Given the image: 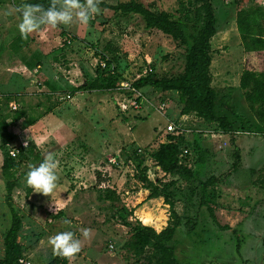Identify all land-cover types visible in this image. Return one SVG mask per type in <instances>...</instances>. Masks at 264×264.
Returning <instances> with one entry per match:
<instances>
[{
  "label": "rangeland",
  "instance_id": "374dc122",
  "mask_svg": "<svg viewBox=\"0 0 264 264\" xmlns=\"http://www.w3.org/2000/svg\"><path fill=\"white\" fill-rule=\"evenodd\" d=\"M102 1L108 4H115L126 0ZM140 1L145 5L152 4L154 9L173 13L176 12L178 7V0ZM212 1L216 14V34L211 39L213 52L210 72L212 74V85L218 93L216 113L218 115H226L235 129L257 132L260 125L257 124L248 109L238 83L241 71L244 68L245 54L241 45L240 34L237 31L235 18L239 9H250L256 4H264V0ZM4 2L7 6L10 5V9L12 7L14 9H11L14 12L10 15H15L19 14L15 11L19 7V0H15L16 7L12 5V0H2L0 2V43L7 44L12 41L11 37L18 32V29H15L12 24L3 25L2 16L6 14H3L2 10L4 9L2 8L4 7L1 6ZM100 9L101 11L87 25L74 24L68 28L61 25L56 28L49 27L46 32L43 31L44 39H41V41L46 42L44 47L50 51L49 58L51 59L42 57L40 59L41 68H43L42 73L46 76L45 78L56 84L54 91L73 94L79 83L95 78L102 52L115 65L116 74L123 76L124 81L128 83L134 80L143 68H152V73L156 75H171L182 69L183 60L180 55L182 49L169 36L155 29H145L141 18L136 14L121 15L109 8L100 7ZM62 32L65 33V36L66 34L75 33L78 39L76 41L71 39V44H64L62 39L65 37H62ZM37 42L39 43L40 41ZM38 43L32 42L30 46L33 45L36 48ZM10 48L14 51L12 47ZM53 54H56V56ZM8 56L7 51L2 52L0 61H3L6 66L11 64L12 66L9 67V71L1 69L2 72H11L14 75H19L21 71L15 70L13 63L8 64ZM52 56L54 57L52 58ZM113 57H115V60H112ZM261 62V68L264 69V59ZM253 64H255V61H253ZM44 65L46 66L44 67ZM41 68L36 67L38 70ZM36 73L33 70L25 72L20 78L23 77V81L29 84L32 74L34 75L32 78L37 79ZM14 75L8 78V75H1L0 71V83L8 86L3 87L0 85V94L12 92L11 85L7 81L9 79L15 81ZM33 86L34 88L31 87V90L41 87L37 86L36 82L33 83ZM142 92L145 94L143 103L137 111L128 110L125 113L119 111L118 102L127 96L120 90L103 94L94 91H81L73 101L58 102L55 106L53 101L50 102L49 105L53 106L52 108L61 107L60 110L55 111L51 115L50 119H35L36 112H39L37 114L39 116L44 108L36 111L33 108L23 109V115L15 116L16 119L12 127L9 128L11 132L13 130L16 134V138L9 142L13 148L20 146L19 137L23 141L28 142V139L32 138L33 140L34 136L38 137L36 129L38 131L46 129V133H44L47 136L46 140H52L54 146L42 149L40 156L43 158L44 154L53 153L56 161L60 162L58 167L63 172L64 177L71 178V180H79V183H71V188H74L75 191L67 207L72 212L70 218H68L72 223L64 227L65 231H72L75 237L81 239L83 243L81 252L74 258L72 264H138L136 257L125 246L130 235L128 227L124 226L123 222L126 220L135 223V220H138L143 224L139 219L138 213L140 209L147 207L153 211H165L164 215L167 216L165 222L167 223L169 217L168 205L163 201L161 202L160 198H147L148 190L142 188V183L135 175L141 172L143 168H146L144 171L152 181L157 179L168 181L174 178L172 175L164 176L160 172L158 173L155 165L149 160V154L158 146L159 140L165 141L166 135L169 134L166 131H162L155 135L156 129L165 128L168 120L174 121L175 114L170 113L169 115V112L166 111L161 114L156 111L155 107L159 103L160 93L151 91L149 88L142 89ZM101 95H105L103 101L99 100ZM165 95H162V97L166 99L168 97V99L170 98L174 101L171 103V109L174 111L178 105L176 97L172 94ZM146 99L153 106H150ZM131 100L132 98L129 97L127 101ZM9 108L8 103H1L0 116L2 114L7 116L9 112H13ZM99 112L104 114L103 118H99ZM10 116L14 115L10 114ZM66 117H68L67 120ZM34 119L36 122L39 120L38 123H34L32 121ZM58 119L72 125L75 133H71L74 129L57 127L54 122ZM174 122H177V120ZM85 125H90L91 132H93L91 136H87V138H91L90 144L101 145L105 147L106 151L87 163L88 167L79 169L80 173L76 177L73 171L74 167L70 164H81V161L84 160L80 154L81 150H83V132H80L81 129L79 127ZM213 126H209V132L221 130L220 132L223 133V136L217 137V139L211 137L210 142L213 145H209L214 148L212 156L215 157V160H211V163L214 165L226 162L231 164L233 162L232 153L234 149L229 147H232L231 138L233 136L228 131L221 128L217 129V127ZM188 137V142L198 139L196 132L190 133ZM239 138L245 141L243 166L246 163L251 164L253 167L261 165L264 162V135L249 133L239 136ZM138 148L142 150L139 153L140 156L144 157L141 163H139L138 155H135ZM189 148H194V146L189 145ZM5 149L8 150L9 146H5ZM193 151L195 152L194 149ZM1 157L2 149H0V163ZM111 159L115 163L109 161ZM37 164L38 162H35L32 165ZM23 169L25 167L20 168V170ZM210 172L212 171H203L202 176L201 174L199 176L205 179ZM4 181L5 175L0 167V257L3 255L2 234L9 225H7V222L4 223L5 218L9 220V211L4 200ZM176 185L182 189L185 186V182L178 179ZM25 186L24 177H21L19 185L15 186L12 191L13 203L18 212L23 211L26 205V198L29 197L25 194ZM192 202L193 204L188 205V215L191 216L193 224L191 225L192 230H188V226L180 225L174 235L176 243L175 253L181 264H211L212 262V264H215L216 259L220 260L222 264H255L258 262L256 259H260L262 254L260 250H264L262 242L258 245H252L251 248L243 247L241 244L238 251L236 249L237 239L233 240L232 243L228 241L226 243L213 241L211 235L212 220L206 206H199L195 196L192 198ZM229 202L233 205H242L236 191H234V195L232 199H229ZM246 202L245 206L257 207V204L252 200L250 202L246 200ZM174 206L178 213L183 212V204L181 202L176 201ZM258 208L264 211V203L258 204ZM36 218L40 222H44L41 229L32 230L33 234L31 236H34V239L26 240L25 238V241H29L30 245L32 241H34L32 244H35V238L38 241L44 234L52 235L55 231L53 223L56 222L47 223V216L42 214V212L37 214ZM262 223V228H264V218ZM162 226L159 229L153 228L156 231H160L164 227ZM82 228H90L92 230L91 239L85 240L82 237ZM27 231L25 229V232ZM60 232H63V230H60ZM109 244H113L114 248L112 250L108 247ZM51 249L50 246L49 250L42 251L41 255L30 259V263L46 264L54 257Z\"/></svg>",
  "mask_w": 264,
  "mask_h": 264
},
{
  "label": "trees",
  "instance_id": "16d2710c",
  "mask_svg": "<svg viewBox=\"0 0 264 264\" xmlns=\"http://www.w3.org/2000/svg\"><path fill=\"white\" fill-rule=\"evenodd\" d=\"M49 2L50 0H20L18 3L19 6L24 3H40L47 7ZM99 7L109 8L121 15H138L145 29L162 32L182 49L180 55L183 66L179 72L171 75H156L151 71L129 82L130 88L137 92L144 88L161 93L174 91L177 93L180 104V114L193 113L207 124L215 123L214 127L228 132L235 129L226 115L216 113L218 93L212 85L210 72L213 52L211 39L216 34V14L212 0H178L175 13L154 9L152 4L145 5L140 0L119 1L115 4L102 1ZM235 22L245 54L244 68L238 83L248 109L257 124L260 125L257 129L259 131L264 123V69L261 68V61L264 59V4H256L250 9H239ZM61 35L64 36L65 33L62 32ZM16 42H21L17 44V48L22 47V43L27 45V42H22L20 39H17ZM63 43L66 44L65 41ZM14 46L16 48L15 43ZM104 57L105 54L101 53L100 58ZM112 60H115V57ZM122 80L124 78L120 74H116V72L111 74L108 69L98 67L95 78L79 83L74 92L94 91L103 94L120 90L131 96V89L119 87V82ZM142 94L145 95L143 92ZM166 100L162 96L158 99L159 102ZM6 126L0 118L1 170L5 175L4 200L10 216V224L2 234L3 255L0 257V264H20L19 259L24 258L25 248L18 241L22 221L15 209L12 191L15 186L19 185V179L25 177L30 165L38 162V166L43 158L31 141L27 142L26 147H21L17 158H12L8 150L5 149L6 143L13 139L6 131ZM189 145H193V149L198 153L197 160L204 162L207 152L200 147L196 140L188 142L184 136L168 134L166 140L160 142L149 154V157L155 166L160 168L164 176L172 175L174 178L168 181L159 179L152 181L144 171L146 168L135 175L142 183V188L148 190L147 198L162 197L169 210L167 223L160 231H156L153 226L143 225L138 220H135V223L126 220L123 222V225L128 227L130 235L125 246L136 257L138 264H181L175 253L174 235L180 225L188 226V230L193 225L191 216L188 215V205L193 204L192 198L196 197L199 206L205 205L213 218L211 206L215 194L213 186L223 182L224 178L239 167L238 149L234 147V140L231 138L234 152L229 170L220 176L221 179L210 175L202 180L195 169L178 162L181 147ZM135 155H138L139 163L144 160V157L140 156L137 151ZM21 167H25V169L20 170ZM178 179L185 182L184 188L177 187ZM31 190L30 187L25 186L26 196L30 194ZM176 201L183 204L182 213L176 211L174 206ZM130 212L132 214V210ZM222 227L225 229V226ZM67 263V260L54 256L46 264Z\"/></svg>",
  "mask_w": 264,
  "mask_h": 264
},
{
  "label": "crops",
  "instance_id": "0c3cea01",
  "mask_svg": "<svg viewBox=\"0 0 264 264\" xmlns=\"http://www.w3.org/2000/svg\"><path fill=\"white\" fill-rule=\"evenodd\" d=\"M1 1L2 0H0V2ZM19 2H20V0H19ZM12 5L15 7L17 6L15 3V0H12ZM9 6H7L5 4V2L1 6V7H4V8H2V9H4V10H2L3 14L4 13L6 14L5 16H2L3 21H4L3 25L8 26L9 24H12L15 29L16 28L18 29L17 25L19 24L21 17L19 14L10 15L11 13L13 14L14 11L11 10V9H13V7L11 6L12 8L10 9ZM47 29H49L48 26H43L41 28L42 31L40 30L36 33H33L32 35L29 36V38L27 40L22 39L20 34H19V31H18L15 35H13L11 37L12 38L11 39L12 41L10 40L11 42H8L7 44L0 43V60H1L2 52L7 51L9 54V56H8L9 63L8 64L13 63L14 69L21 71V73H19V75L18 74L14 75L11 72L4 73V72H2L1 69H5L3 71H9V69H10L9 67H11L12 64L10 66H6L5 64H3V61H0L1 75L2 74L8 75V78H10L13 75L15 76V81H13L12 79H9V81H7V83L11 85L10 87L12 89V92L0 94V101H2V102H0V104L1 103L2 104L8 103V105H9V103L11 101L17 102V104H18L17 110H15L13 112H9V115H7V116H6V114H4V115L2 114L0 116V118L7 125L6 131L13 137V139L9 142H12L16 138L15 132H13V130L11 132V130L9 128L12 127L13 122L16 119L15 116H18L20 114L23 115V109L27 110V109L33 108L36 111L37 109L42 110L44 108L43 112L39 116L37 115L39 112L38 113L36 112V116H35V119L43 118V120L50 119L51 115L55 111L57 112V110L61 109V107L52 108L53 106L49 105V103L52 101H53L54 106L58 104L59 101L57 99V96H58L59 92L54 91V87L56 84H54L53 82H50V80H47V78H45L46 76L42 73L43 68H41L40 59L42 57L51 59V58H49L50 57L49 56L50 51L46 50V48L44 47V44H46V42L41 41V39H44L43 38L44 32H46ZM64 37H69L70 40L72 39L73 41H76V39H78V37L76 36L75 33H73L71 35L66 34V36L64 35ZM17 39H20V40H22V42H25V43L27 42V45H24L22 43L23 46L20 48H17V44L21 43V42L17 43L16 42ZM37 41H40L39 42L40 45ZM29 42L30 43H32V42L38 43V44H36L37 47L34 48L33 45L30 46ZM14 43L16 44V48L14 46ZM28 43H29V45H28ZM6 46L8 48L12 47L14 49V51L11 48L8 49ZM51 51H53V50H51ZM102 54H103V52H102ZM29 55H31V56H29ZM53 55L56 56V54H53ZM53 57L54 56H52V58ZM45 66L46 65H44V67ZM36 67L41 68V69L38 70V69H36ZM32 70H33V72L34 71L37 72L36 73L37 79H33L32 77L34 75L32 74V76H30V79H29V84H30L29 85L26 82H24L23 77L20 78V76H23V74L25 72H31ZM35 80H37V81H35ZM35 82H36L37 86H41V87H38L36 90H34V89L31 90V87L34 88L33 83H35ZM0 85L3 87H8L4 83H0ZM79 92L80 91H75V92H73V94H71V96H72L71 101H73L78 96L77 94H79ZM138 93L142 94V90H140ZM158 93H160L159 94L160 96L165 95V94H166L165 96H167L168 94H172L173 96L176 97V101L178 103L176 92L167 91L164 93H161V92H158ZM80 95H81V93H80ZM104 96L105 95H101L99 97V100L103 101ZM142 96H143V94H142ZM173 102L174 101H172L170 98L168 99V97H167L166 108L162 112H165V111L169 112V115H170V113L171 114L174 113L175 114L174 115V118H175L174 121L175 120L178 121L180 119V117L184 115V116L188 117L189 120L187 121V123L190 126L195 125V126L205 127V126L215 125V123H210V124L208 123L207 124L202 119L197 118L193 113L180 114V104L179 103L173 111L171 109L172 108L171 103H173ZM50 110H52V111H50ZM44 112H46V114H44ZM162 112H160V113L162 114ZM10 114H12L14 116H10ZM99 115H100L99 118L104 117L103 116L104 114L101 112H99ZM164 115H165V113H164ZM67 118L68 117H66V120H67ZM192 118H195V119H192ZM35 119L32 120V121H34V123L36 122ZM38 121L36 123H38ZM169 121L170 120H168V122ZM171 121H173V120H171ZM54 123L57 127L61 126L63 129H67V128H69L71 130L74 129L72 125L67 124L68 122H66L64 120L62 121V120L58 119ZM167 123H166V125H167ZM202 124H204V125H202ZM28 127L31 128L30 126H28ZM43 127H46V126H43ZM79 129H81L80 132H83L82 133V135H83V138H82V146L83 147H82V149L83 150H81L80 154L84 160L81 161L82 162L81 164H79V163H76L75 165H74V163L70 164L74 167L73 171L75 172L76 177H78V174L80 173L79 169H84V168L88 167L87 163H89L90 161H93L94 159H96L95 157L102 155L106 151L105 147H103L101 145L90 144L91 138L90 139L87 138V136H89V135L91 136L93 134V132H91V126L90 125L81 126V127H79ZM217 129H219V128H217ZM45 130L46 129L38 131V129H36L35 131H36V135L38 137H35L33 135L34 136L33 140H32V138L28 139L29 141H31L35 145V149L39 154H42V152H41L42 149H47V148H51L52 146H54V143L52 140L51 141L46 140L47 136L44 135V133H46ZM162 131H165V128L160 127L159 129H156L155 135L158 133H161ZM71 133L74 134L75 129L72 130ZM26 135H28V134H26ZM18 136H19V134H18ZM197 137H198V139H196L197 140L196 142L198 144H200L202 146V147L201 146L200 147L202 149H205L207 152L206 156H205L206 159L204 162H200L197 160L198 159L197 158L189 166L192 167L193 169H195L198 172V175L201 174V176H202L203 171L209 170V171H212V172H210L209 176L213 175L215 177H218V179H221L220 176L229 170V167L231 164H229L228 162L221 163V164L218 163L217 165L212 164L211 160H215L214 159L215 157L212 156L214 148L210 146V145H213L212 142H210L211 136L207 134L206 137L199 136V135H197ZM186 138H187V140L189 139L188 136ZM19 140H20V142L23 141V139L21 137H19ZM233 140H234V147H236L238 149V153H239L241 163L239 164V167L237 170H235L230 175H228L226 178H224L223 182H220V183L216 184L215 186H213L215 194H214L213 202L211 203V206L213 209V218L211 217V220H212V234L211 235H212V240L216 241L217 243H221V242L226 243L227 241L232 243L233 240L237 239L236 249L239 251L241 244L243 247H246V248H251L252 245H258V244H261V242L264 245V228H262L264 211H262L261 208H258V204L264 203V162L261 165H259V166L256 165L254 167L248 163L244 164V166H243L242 160H243V151L245 153V147H244L245 141L242 140L241 138H239V136H233ZM200 141H202V142H200ZM159 142H162V140H159ZM229 148L231 149V148H233V146L232 147L230 146ZM243 148H244V150H243ZM215 152H218V151H215ZM248 153L249 152L247 150V154ZM56 163H57V168L55 171H56V174L58 176V181H57V187L54 190V192L52 193L51 197H45L42 194L33 193L31 190L30 194L28 195L29 197L26 198V201H25L26 205L23 208V211L18 212L19 215L21 216V221H22V226H21V229L19 232L18 241L25 248L24 258L29 260V261H30V259L35 258L38 255H41L42 251L49 250V247H50V245L48 244L49 237L57 234L58 232H60V230L65 231L64 227H66L68 225L64 224V220L70 218V215L72 213L71 209L69 207H67V205L70 202L71 196L73 195V193L75 191L74 188L73 189L71 188V183H73V184L77 183V182L79 183V180H71V178L69 179L67 177H64L63 172L61 170H59V167H58L60 165V162L56 161ZM1 164H2V157H1L0 167H1ZM155 169H157L158 173L160 172L163 175V172H161V170H159L157 168V166H155ZM200 179L204 180L203 177H200ZM234 191L237 192V197H238V199H240V203L242 205L230 204L229 199H232V196L234 195ZM158 198L161 199V202L163 201L162 197H158ZM155 199H157V198H155ZM250 199L254 203L257 204V207L245 206L247 203L246 200L250 202L251 201ZM54 204H59V205H62L63 207L60 211H58L57 213H55L53 215V212L55 209ZM41 212H42V214L47 216V218H46L47 223L50 224L53 221L56 222V223H53V225H55L53 227H54V230L56 232L54 231V233H52V235L44 234L38 241H36V238H35V244L33 245L32 243H34V241H32L31 245H30L29 241H25V238H26V240L34 239V236H31L33 234L32 230H37V229L42 228L44 221L40 222L36 218L37 214H39ZM8 218H9V220L6 218L4 220V223L7 222V225L10 224V216ZM197 226H198V224H197ZM222 226H225V229H223ZM25 229H27L28 231L25 232ZM26 243L28 245H30V247H28V245ZM51 251H52V249H51ZM260 252L262 254L260 255V259H256L258 261L256 263L257 264H264V250H260ZM247 254H248V251H247ZM80 256H82V255H80ZM214 263L215 264H222V262L218 259H216Z\"/></svg>",
  "mask_w": 264,
  "mask_h": 264
},
{
  "label": "clouds",
  "instance_id": "9594fccd",
  "mask_svg": "<svg viewBox=\"0 0 264 264\" xmlns=\"http://www.w3.org/2000/svg\"><path fill=\"white\" fill-rule=\"evenodd\" d=\"M102 0H50L45 7L40 3H24L15 11L19 13L21 20L17 25L22 39L27 40L30 35L41 30L43 26L56 28L58 26L71 27L74 24L87 25L101 9ZM57 163L53 153L44 154L39 165H32L26 172L24 180L27 187L33 193L51 197L57 187L58 176L56 174ZM53 215L62 209V205L54 204ZM71 221L64 220L65 225H71ZM81 235L85 240L92 237L90 228H82ZM48 244L52 248L54 256L72 264L74 258L82 250V240L76 238L72 231L58 232L49 237Z\"/></svg>",
  "mask_w": 264,
  "mask_h": 264
},
{
  "label": "built area",
  "instance_id": "2783aa9c",
  "mask_svg": "<svg viewBox=\"0 0 264 264\" xmlns=\"http://www.w3.org/2000/svg\"><path fill=\"white\" fill-rule=\"evenodd\" d=\"M63 41H65L66 44L71 43V40L69 37H65L63 39ZM98 67L101 69H108L111 74L116 72L115 65L113 64L112 61H110V59L107 56H105L104 58H101L99 60ZM151 71H152V68H143L141 70V72L137 75V77L140 75H145ZM119 84H120L119 87L121 89L122 88H125V89L129 88L132 91L131 96L127 95L126 97L123 98V100L118 102L119 111L122 113H125L128 110H133V111L139 110L141 108V104L143 103V99H144L143 96L140 97V94L137 91L130 88L128 82L122 80L119 82ZM129 97L132 98L131 101H127ZM139 97H140V99L137 100V98H139ZM57 99L59 102H68V101H71L72 96L70 93H59ZM146 101L149 103L150 106H153V104L150 103L147 99H146ZM9 107L13 111L17 110V108H18L17 103L14 101H11L9 103ZM155 108L157 109L158 112H162L163 109L166 108V103L165 102H159ZM188 120H189L188 117L183 115L180 117V119L177 122L169 121L167 123V125L165 126V131L169 134H172V135L184 136L185 138L192 132H196L197 135L204 136V137H206L207 134L210 135L211 137H214V138L223 136L222 135L223 133L220 132L221 130H217L216 132H209L210 131L209 126H205V127H200V126H195V125L190 126L187 123ZM228 133H231L232 136H244V135L249 134V133H253V134L260 133V134L264 135V123L262 124L261 129L257 132L256 131L251 132L249 130L236 129V130H233L232 132L230 131ZM19 144H20L19 147L13 148V147H11L9 142L6 143V146H9L8 153L12 158L18 157L21 147H26L27 142L21 141V142H19ZM137 152L141 153L142 150L138 148ZM197 157H198V154L196 151L195 152L193 151V148H189V146H183V147H181V152L179 154V161L178 162H179V164L189 166L191 163H193L197 159ZM149 160L151 161V163L154 164V162L152 161V159L150 157H149ZM109 161H111L112 163H115V161L112 159ZM157 168L160 170V168L158 166H157ZM108 247L111 250L114 248L113 244H109ZM19 262H20V264H31L30 261L25 259V258L19 259Z\"/></svg>",
  "mask_w": 264,
  "mask_h": 264
},
{
  "label": "bare ground",
  "instance_id": "6f19581e",
  "mask_svg": "<svg viewBox=\"0 0 264 264\" xmlns=\"http://www.w3.org/2000/svg\"><path fill=\"white\" fill-rule=\"evenodd\" d=\"M165 211H153L147 207L140 209L138 215L139 219L144 225L153 226L159 229L162 225L164 226L166 217L164 215ZM162 226V227H163Z\"/></svg>",
  "mask_w": 264,
  "mask_h": 264
}]
</instances>
